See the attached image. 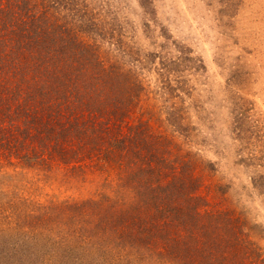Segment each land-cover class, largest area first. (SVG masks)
Masks as SVG:
<instances>
[{
    "label": "rangeland",
    "instance_id": "374dc122",
    "mask_svg": "<svg viewBox=\"0 0 264 264\" xmlns=\"http://www.w3.org/2000/svg\"><path fill=\"white\" fill-rule=\"evenodd\" d=\"M86 3L102 25L101 56L139 93L130 121L146 120L153 145L130 153L127 171L160 167L165 180L186 163L202 220L219 214L221 235L238 240L228 249L246 250L242 264H264V0ZM79 157L47 154L29 166L0 155V243L30 230L39 206L110 194L120 182L99 153ZM165 259L124 264H174Z\"/></svg>",
    "mask_w": 264,
    "mask_h": 264
},
{
    "label": "trees",
    "instance_id": "16d2710c",
    "mask_svg": "<svg viewBox=\"0 0 264 264\" xmlns=\"http://www.w3.org/2000/svg\"><path fill=\"white\" fill-rule=\"evenodd\" d=\"M101 27L86 0H0V155L34 166L99 153L120 171L110 194L39 206L30 230L2 240L0 264H242L223 217L202 220L186 163L165 180L160 167L127 171L125 158L153 145L146 120L130 121L135 84L121 87L118 62L101 56Z\"/></svg>",
    "mask_w": 264,
    "mask_h": 264
}]
</instances>
